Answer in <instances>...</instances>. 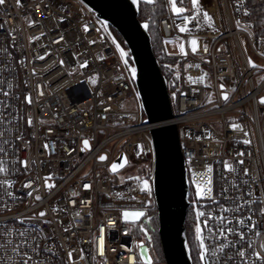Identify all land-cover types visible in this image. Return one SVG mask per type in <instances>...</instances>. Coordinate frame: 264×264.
<instances>
[{"label": "built area", "instance_id": "obj_1", "mask_svg": "<svg viewBox=\"0 0 264 264\" xmlns=\"http://www.w3.org/2000/svg\"><path fill=\"white\" fill-rule=\"evenodd\" d=\"M201 4L213 17V27L192 22L190 33H181L176 25L182 21L165 0L161 36L183 42L188 54L177 55L171 81L174 118L160 124L178 128L191 193L205 213L202 222L208 218L212 229L210 236L206 228L205 243L218 247L225 242L214 239L221 215L232 220L229 227L244 233V240L229 235L234 247L212 259L242 264L237 254L242 250L249 264H262L254 253L264 257V215L259 212L264 208V104L260 103L264 66L246 53L245 45L264 62V51L258 47L263 39L257 40L248 25L246 0H201ZM0 25V101L6 102L0 106V141H8L0 144L6 151L0 158L7 161V178L15 181L8 191L16 197L12 200L0 189V244L9 238L15 241L16 230H26L29 244L38 243L40 249L38 255L30 254L43 264H69V251L73 264H143L141 247L151 257L154 125L145 123L139 93L112 34L81 0H21L20 6L16 0H5L0 5ZM193 38L200 44L197 54L188 44ZM85 62L87 66L81 67ZM197 64L199 68L188 67ZM29 96L31 104L26 101ZM130 99L136 100L137 111L125 108ZM84 139L89 141L88 149ZM101 155L107 159L100 161ZM121 155L126 165L136 167L140 181L116 182L110 169ZM21 160L30 162L27 172ZM240 160L244 163L238 164ZM225 161L236 171H227ZM208 166L213 169L212 199L197 196V184L207 179L203 174ZM49 176L48 183L55 185L51 189L44 180ZM143 180L149 181L150 194L141 191ZM29 181L32 186L25 188ZM33 189L37 191L29 197ZM237 204L244 205L239 212H221V206L234 209ZM125 210H142L145 215L140 222L130 223L123 219ZM41 211L46 212L43 218L38 217ZM33 216L37 219L18 222ZM248 216L256 222L255 229L251 222L237 223ZM8 232L13 235L8 237ZM18 262L10 246L0 247V264Z\"/></svg>", "mask_w": 264, "mask_h": 264}, {"label": "water", "instance_id": "obj_2", "mask_svg": "<svg viewBox=\"0 0 264 264\" xmlns=\"http://www.w3.org/2000/svg\"><path fill=\"white\" fill-rule=\"evenodd\" d=\"M81 1L112 34L120 54L121 51L127 53L122 58L127 60L129 71L131 68L136 69L134 77L131 71L130 73L141 99L145 123L157 124L174 118L168 84L154 53L149 28L145 29V23L139 19L140 2L145 0H138L136 4L133 0ZM113 30L120 35L125 46L117 39ZM151 134L155 151L151 205L155 204L158 211V232L165 258L161 264H193L185 224L191 207L196 204L191 200L178 128L174 124L156 126L152 128ZM115 164H122L124 167L125 156L121 155ZM123 167H118L117 171ZM143 217L135 223L140 222ZM127 222L132 223L130 220ZM140 256L143 261L150 258L151 264H155L144 246L140 248Z\"/></svg>", "mask_w": 264, "mask_h": 264}, {"label": "snow or ice", "instance_id": "obj_3", "mask_svg": "<svg viewBox=\"0 0 264 264\" xmlns=\"http://www.w3.org/2000/svg\"><path fill=\"white\" fill-rule=\"evenodd\" d=\"M17 5L20 6L21 4V0H16ZM138 2V0H133V3L136 4ZM146 3H152L153 0H145ZM179 5L181 6H178ZM190 3V8L189 7H184V0H168V4L170 5L171 11L175 14L176 17L180 18L182 23L181 24H177L176 27L179 29V31L181 33H190L191 29L188 27V25L192 22H197V23H206L207 26L209 28L213 27V17L206 11L203 9L202 4H201V0H189ZM5 4V0H0V5H4ZM194 13V14H193ZM239 24V21L237 22ZM0 27H3V25H0ZM143 27L145 29H147L149 27V25L146 23L143 25ZM87 30V29H85ZM32 40L35 39H39V37H32ZM62 39V38H61ZM94 43V42H93ZM166 43H174V41H166ZM188 44L190 45V51L192 54H197L200 50V44L198 42L197 39L193 38L190 41H188ZM119 47V46H118ZM180 53L183 55H187L188 52L185 50V45L183 42H180L178 44ZM203 50L206 52L208 50L207 45L203 46ZM127 53L121 51V56H126ZM40 59H44L43 56L39 57ZM125 64H127V60L124 61ZM61 63H63V61H61ZM249 63L253 66L256 67L255 64L252 63V61L250 60ZM81 67H86L87 64L86 62L84 64L80 65ZM188 67H196L199 68V65H188ZM133 77L136 74V69L135 68H131L130 69ZM207 75V74H205ZM188 79L193 82L196 83L197 81L194 80L191 76L188 77ZM204 77L201 76L199 77V80H203ZM93 84L96 83L95 78L92 79L91 81ZM9 87H11V85H9ZM221 87L223 88V85H221ZM4 96H8L9 93L8 92H3ZM228 95L224 94L223 95V99L224 100H228ZM26 101L27 103L31 104L32 100L31 97H26ZM260 103L264 104V98L261 99ZM0 106H6V102L5 101H0ZM3 121H0V123H2ZM27 123L29 126L32 125V119L28 118ZM234 128H239V125H233ZM242 130V129H240ZM3 133L0 132V136H2ZM22 137H17V139H21ZM8 141L4 140V141H0V144H7ZM244 143H249V141L245 140ZM83 145H84V149H88L90 147L89 145V141L87 139L83 140ZM46 149L48 148V145L46 144L44 146ZM82 149V150H84ZM0 153H3L6 155V151L4 149V147L0 146ZM238 155H243V153H238ZM98 159L100 161H105L107 159V157L105 155H101L98 157ZM7 163L6 160L0 158V174H4V178H0V189H3V195H6L8 197H10L12 200H15L16 197L14 196V194L11 191H8V189H11L15 183V181L8 179L7 178V174H8V168L5 166ZM16 162L13 161V164H15ZM20 165L24 168L25 172L28 171L29 169V164L30 162L27 160H21L19 161ZM34 163V162H31ZM238 164H243L244 161L240 160L237 162ZM118 167H123V165H117L115 163H113L111 165V171L112 172H116ZM224 167L227 171L230 172H235L236 169L235 167L229 163L228 161L224 162ZM213 169L211 166L207 167L206 172L203 174V176L207 177L206 180L202 181V184H197V196L200 198H208V199H212V177H211V173H212ZM244 174L247 176L248 175V170L244 169ZM51 179V177H45V186L48 187L49 189H51L52 187H54L55 185L53 184H49L48 181ZM129 179H136L137 181H140L139 177L136 178H132L130 177ZM33 181H29L26 184H24L23 186L25 188H30L32 186ZM143 187L141 188V191H145L147 193H151V187L149 185V181L148 180H143L142 181ZM84 187L88 188L90 187L89 185H85ZM37 191V189H33L32 191H29L27 193V195L29 197L33 196V192ZM73 195H76V193H73ZM249 195H252V193L250 192ZM133 199L135 197H132ZM35 200L39 201L41 199V197L39 195H36L34 197ZM236 199H240L239 197H237ZM244 204H249L248 201H245ZM244 205L241 204H237L236 207L234 209H229L227 207H223L221 206V212L222 213H227L229 211H236L239 212L241 210V208ZM3 207H7L6 204L3 205ZM251 211V209H249ZM53 211H56V209H53ZM259 212L261 215H264V208L259 209ZM77 215H79V213H77ZM145 215V213L143 211H135V212H129V211H125L123 212V218L125 219V221H131L132 223H135L136 221L140 220L141 217H143ZM46 216V212L41 211L38 213V217L39 218H43ZM205 216L204 212H198L197 213V218L199 217H203ZM33 219H37L36 216L33 217H24L19 219V223L20 224H24L26 221H30ZM207 219H205V221H203L204 224V228H208L209 231V235H212V229L209 228L208 223H207ZM218 219L220 220V225L221 227L216 229V235L214 237V239H223L225 242L222 244H219L218 247H214V246H209L208 244L205 243V237L202 235V228L199 226V224L197 225L195 231L197 234V239L200 241V253H199V259L202 262V264H219V261L216 259H212L214 257L217 256V252H224V250L226 248H229L230 246L234 247V242L229 240L228 237L229 235L232 234H236L239 236L240 240H244V233L243 232H237L236 229L229 227L228 225H231L232 220L228 219L226 216L221 215L220 217H218ZM247 222H251V229H255L257 227V224L254 220H252L251 216H248L246 219H238L237 223L239 225H246ZM43 223H50V221L44 220ZM250 229V230H251ZM65 231H67V229H65ZM256 235H260V232H256ZM13 235L12 232H8L7 236L11 237ZM40 235H43L42 231L40 232ZM15 236L17 237V239L15 241H13L12 239H7L4 243L0 244V247H5V246H10L12 249V252L14 255L19 257V262L18 264H43L42 261H38V260H34L33 259V255L32 254H37L39 253L40 249H39V244L36 243L35 245H30L29 241L27 239L28 233L26 230H16L15 231ZM33 239L38 241V237H33ZM238 242V241H237ZM249 247H251V244H249ZM28 249L27 251H25L24 249ZM261 248H264V244L261 245ZM47 251H52V248H47ZM32 253V254H30ZM56 253L53 252V255H55ZM100 254L103 255V246H102V241H101V246H100ZM237 254L238 256L241 258L242 264H249L248 260L244 259L246 256L245 251L242 250H237ZM255 257L257 260L262 261V264H264V257H261L259 252L254 253ZM72 256L73 253L72 251L68 252V261L69 264H73L72 262ZM80 259H84L83 257V253L81 251V255H80ZM143 264H151V260L150 258H145L143 261Z\"/></svg>", "mask_w": 264, "mask_h": 264}, {"label": "trees", "instance_id": "obj_4", "mask_svg": "<svg viewBox=\"0 0 264 264\" xmlns=\"http://www.w3.org/2000/svg\"><path fill=\"white\" fill-rule=\"evenodd\" d=\"M153 3H146L145 1L140 2V14L139 19L143 23H147L149 25V33L152 37V44L154 53L159 61L161 70L163 75L166 78L168 84V90L171 95V101L173 108H175L173 98V91L171 88V81L175 77V65L177 62V55H169L164 46V39L160 33V19L166 13V5L165 0H153ZM249 8V16H248V25L254 32L257 40L263 39L261 43H258V47L263 49L264 51V0H246ZM179 4V3H178ZM181 6V5H179ZM184 7H188V0H184ZM117 39L125 46L122 38L116 31H114ZM194 199L193 193H191V200ZM151 215V221L153 222L152 238L149 244L151 258L153 263L161 264L164 263L165 258L162 250L161 240L158 232L159 222H158V211L156 206L152 207L149 211ZM193 215V211L190 210L187 220H186V234L188 239V249L190 252V256L192 258L193 264H195V260L192 257V244L190 241L189 234V224L191 217Z\"/></svg>", "mask_w": 264, "mask_h": 264}, {"label": "rangeland", "instance_id": "obj_5", "mask_svg": "<svg viewBox=\"0 0 264 264\" xmlns=\"http://www.w3.org/2000/svg\"><path fill=\"white\" fill-rule=\"evenodd\" d=\"M166 41H174V43H166ZM180 42L178 40H173V39H164V46L166 48V51L169 55H179L180 54V50L178 47V44ZM245 51L248 55H250L253 59H255L256 63L260 66L263 67L264 66V62L261 61L260 59H258L256 56L253 55V53L251 52V49L245 45ZM173 100V98H172ZM128 111H137L138 110V106H137V102L135 99H130L125 107ZM145 120H146V116H145ZM103 134L100 133V137ZM136 167L131 164L128 163L127 165H125L121 170L113 173V176L116 180L117 183L122 184L127 182L128 180H130L129 178H135L136 176ZM141 175V173H140ZM142 176V175H141ZM150 225V229H152V231L154 230L153 228V222L150 221L149 223Z\"/></svg>", "mask_w": 264, "mask_h": 264}, {"label": "flooded vegetation", "instance_id": "obj_6", "mask_svg": "<svg viewBox=\"0 0 264 264\" xmlns=\"http://www.w3.org/2000/svg\"><path fill=\"white\" fill-rule=\"evenodd\" d=\"M196 205L191 207V210L193 211V215L190 220L189 224V234H190V241L192 244V257L195 260V264H202V262L199 259V253H200V241L197 239V234H196V227L199 224V226L202 228V235L205 237L206 236V231L207 229L204 228V224L201 220V217L197 218V213L200 212V208L198 203L193 199L192 200Z\"/></svg>", "mask_w": 264, "mask_h": 264}, {"label": "bare ground", "instance_id": "obj_7", "mask_svg": "<svg viewBox=\"0 0 264 264\" xmlns=\"http://www.w3.org/2000/svg\"><path fill=\"white\" fill-rule=\"evenodd\" d=\"M171 120V119H170ZM168 121V120H167ZM163 122H166V121H163ZM163 122H160V123H163ZM160 123H157V124H151V125H154V127L156 126H162ZM153 128V127H152Z\"/></svg>", "mask_w": 264, "mask_h": 264}]
</instances>
